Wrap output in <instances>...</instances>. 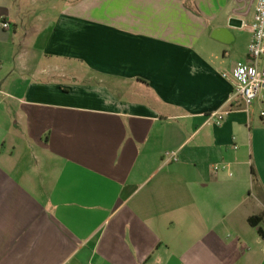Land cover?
Returning a JSON list of instances; mask_svg holds the SVG:
<instances>
[{
  "label": "crops",
  "instance_id": "0c3cea01",
  "mask_svg": "<svg viewBox=\"0 0 264 264\" xmlns=\"http://www.w3.org/2000/svg\"><path fill=\"white\" fill-rule=\"evenodd\" d=\"M257 2L0 0V264H264Z\"/></svg>",
  "mask_w": 264,
  "mask_h": 264
},
{
  "label": "built area",
  "instance_id": "2783aa9c",
  "mask_svg": "<svg viewBox=\"0 0 264 264\" xmlns=\"http://www.w3.org/2000/svg\"><path fill=\"white\" fill-rule=\"evenodd\" d=\"M3 26L8 28L10 24L4 22ZM243 26L249 27L252 32L248 50L251 63L237 61L222 75L233 82L234 96L239 97L248 110L264 91V0H258L253 22L243 23ZM217 118L216 123L221 124L223 115L219 114ZM176 156V151L166 152L169 160L175 159Z\"/></svg>",
  "mask_w": 264,
  "mask_h": 264
},
{
  "label": "trees",
  "instance_id": "16d2710c",
  "mask_svg": "<svg viewBox=\"0 0 264 264\" xmlns=\"http://www.w3.org/2000/svg\"><path fill=\"white\" fill-rule=\"evenodd\" d=\"M254 174H255V172H254ZM255 219L258 220L259 217H256ZM260 233H261V235L264 237V230L260 229Z\"/></svg>",
  "mask_w": 264,
  "mask_h": 264
}]
</instances>
